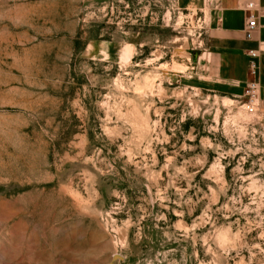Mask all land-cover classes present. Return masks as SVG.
<instances>
[{"label": "rangeland", "instance_id": "374dc122", "mask_svg": "<svg viewBox=\"0 0 264 264\" xmlns=\"http://www.w3.org/2000/svg\"><path fill=\"white\" fill-rule=\"evenodd\" d=\"M216 1L0 0V264H264V97L199 64Z\"/></svg>", "mask_w": 264, "mask_h": 264}, {"label": "crops", "instance_id": "0c3cea01", "mask_svg": "<svg viewBox=\"0 0 264 264\" xmlns=\"http://www.w3.org/2000/svg\"><path fill=\"white\" fill-rule=\"evenodd\" d=\"M214 0H212V4ZM264 7V0H260ZM211 46L201 54L199 64L216 83L235 91H244L251 80L248 73L249 57L246 54L264 44V19L254 41L244 36L247 17L240 0H217L210 13ZM260 82L264 88V54L259 59Z\"/></svg>", "mask_w": 264, "mask_h": 264}, {"label": "built area", "instance_id": "2783aa9c", "mask_svg": "<svg viewBox=\"0 0 264 264\" xmlns=\"http://www.w3.org/2000/svg\"><path fill=\"white\" fill-rule=\"evenodd\" d=\"M242 9L246 14L247 23L244 29V36L248 41H254L256 34L260 30V21L264 19V7L261 6L260 0H240ZM249 57L248 73H250L251 80L247 83L244 93L245 97L251 101L257 96L264 97V88L260 82V65L259 59L264 54V44L257 49L250 50L246 53Z\"/></svg>", "mask_w": 264, "mask_h": 264}]
</instances>
